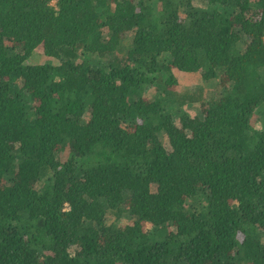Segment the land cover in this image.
<instances>
[{
  "label": "trees",
  "instance_id": "trees-1",
  "mask_svg": "<svg viewBox=\"0 0 264 264\" xmlns=\"http://www.w3.org/2000/svg\"><path fill=\"white\" fill-rule=\"evenodd\" d=\"M0 264H264V0H0Z\"/></svg>",
  "mask_w": 264,
  "mask_h": 264
},
{
  "label": "rangeland",
  "instance_id": "rangeland-1",
  "mask_svg": "<svg viewBox=\"0 0 264 264\" xmlns=\"http://www.w3.org/2000/svg\"><path fill=\"white\" fill-rule=\"evenodd\" d=\"M91 60H95L96 56L92 55L88 57ZM173 72L176 76L177 82H178V86H177V90L179 92H182L184 90H188V93L192 94L196 91V88H201L206 96L207 94H209V91H207L209 89V87L204 86L202 84H199L200 82V77L198 74H190V75H186L184 72L179 71L178 69H173ZM198 86V87H197ZM216 89V88H213ZM207 91V92H206ZM153 92L150 91V93H148L147 97L151 98L152 97ZM195 104H199V102H195V101H188L185 102L182 105V109L185 110L187 113L190 114V116L194 115V111L191 108V106L195 105ZM258 123H261V117L260 120L258 121Z\"/></svg>",
  "mask_w": 264,
  "mask_h": 264
}]
</instances>
